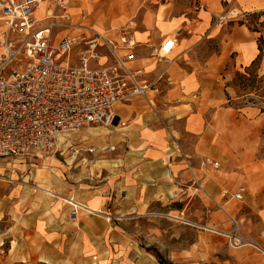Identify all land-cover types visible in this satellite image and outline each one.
Segmentation results:
<instances>
[{"label":"crops","instance_id":"0c3cea01","mask_svg":"<svg viewBox=\"0 0 264 264\" xmlns=\"http://www.w3.org/2000/svg\"><path fill=\"white\" fill-rule=\"evenodd\" d=\"M229 10L244 16L243 19L223 27L216 26V18ZM263 13L264 0H68L69 20L74 19L76 24L85 25L97 33L114 36L117 30L124 28L133 39L150 41L151 48L158 47L169 37L177 44H187L188 51L182 54V51L174 50L169 55L170 61L164 60L168 63L164 70L180 86L178 91L159 83L162 91L158 96L153 93L156 98L150 104L137 101L118 105L117 111L127 114L150 111L149 115L140 118V124L148 128L149 135L142 134L144 127L134 134L135 126L132 127L128 134L129 151L120 154L121 166L105 173L102 182H50L55 193L48 194L60 196L64 193L69 199H77L82 204L87 202L88 207L99 211L110 206V212L120 218L140 215L144 211L142 206L147 208L150 203L170 200L166 194L172 186L167 176L170 182H182L183 163L188 157L182 150L184 135L195 139L193 156L211 155L213 160L224 164L227 182L232 175H235L236 182H245L246 163L263 169L264 160L256 156L255 140L251 145L246 139L252 134L257 137L259 128L264 125V113L251 107L240 111L227 107L223 84L228 80L224 79L228 69L244 72L257 58V39L264 38V30L251 32L239 22L248 15ZM75 31L80 33L79 29L66 28L54 37L74 35ZM204 40L215 41L217 51L203 62L197 58L193 61L194 44ZM138 61L146 68L153 64L149 53ZM156 69L160 68L155 67L149 73L150 76L154 73L150 80L160 71ZM258 74L264 75V53ZM184 81L188 86L182 96ZM175 98L178 102L172 101ZM182 98L186 100L183 103ZM247 111L257 113L245 119ZM205 113H211L209 121L204 119ZM229 121L234 129L227 132ZM163 145L167 151L164 153L167 166L161 160L153 159L151 154L162 153L160 148ZM238 186L235 192L244 188L240 187L241 184ZM99 191L102 194L98 195ZM257 191H264L262 178ZM244 194L243 198L245 196L250 203L260 206L257 214L264 226V194L258 197L246 193V190ZM43 199L44 196L41 201ZM32 200L30 194H20L18 200H14L12 194L0 196V264H61L69 259L68 246L73 230L61 222L60 216L48 214L42 203L38 205ZM33 204H36L34 209H30ZM240 217L242 215L237 218ZM81 224V228H85V222ZM254 228L250 223L241 229L243 244H236L232 238L229 244L216 240L218 246L212 249L214 254L207 261L210 264H264V248L258 243L259 239L253 237Z\"/></svg>","mask_w":264,"mask_h":264},{"label":"rangeland","instance_id":"374dc122","mask_svg":"<svg viewBox=\"0 0 264 264\" xmlns=\"http://www.w3.org/2000/svg\"><path fill=\"white\" fill-rule=\"evenodd\" d=\"M48 7L41 6L34 18H40ZM59 16L61 11L55 10ZM247 24L254 25L261 29L260 25H264V17L251 18L243 20ZM58 27L52 32L53 36L68 28L67 20H57ZM1 26V24H0ZM137 42L135 47L136 57L144 58L148 56L151 45L150 41L136 37ZM194 50L191 52L194 58L199 62L206 60L208 55L217 51V43L212 40H204L194 44ZM177 52L186 53L188 46L185 43H178L175 49ZM125 54V52H121ZM170 56L166 61H170ZM169 58V59H168ZM168 59V60H167ZM142 66V62L134 64ZM168 63L156 62L153 60L151 67H144L145 71L150 73L155 67L162 70ZM224 75V87L226 95L232 99L233 104L240 105L247 99L253 100L255 103L254 109L264 108L259 95L263 88V79L260 75L253 82L254 90L251 95L249 89L242 87V81L236 76V72L231 69L227 70ZM255 70H251L254 73ZM243 73V72H239ZM153 74V75H152ZM146 77L150 79L154 76L152 73ZM226 77V78H225ZM188 82H182V96L187 92ZM176 91L172 92L173 94ZM236 95L244 96L243 99H235ZM158 96V95H155ZM153 93L147 94L146 98L131 99L119 106L130 105L134 102H144L150 104L156 97ZM155 97V98H154ZM186 100L182 98V103ZM195 101H197L195 99ZM118 105L115 107V116L123 125L115 123L113 128L101 127H86L79 131L63 136L65 140L59 145L55 153L46 156H35L32 154L18 156L13 158H0V196L3 194H12L14 200L19 199V195L30 194L36 204H43L45 212L48 214L54 213L60 216L63 224H68L73 230V238L68 246V258L61 264H157L152 251L157 252L163 259L172 262L173 264H210L207 258H210L212 249L217 245L216 240L226 241L229 244V237L219 236L206 227L214 228L218 231H225L232 234L236 233V238L243 244L245 241L240 236L241 229L247 224H254V232L252 235L259 239L258 243L264 248V226L257 214L260 206L254 202H249L247 198H243L238 202L232 198L235 194L238 185H243L247 192L251 195L260 196L264 191H257V184L262 178L264 182V168L259 169L253 163L244 165L246 173L245 182H236L235 175H232L228 182L225 178L224 164H220L217 169H214L208 164H204L206 159L217 162L212 159L211 155L196 154L193 156L195 139L191 136H182V150L187 154V162L182 169V182H170L172 188L166 195L170 198L169 201L161 203H150L140 215L133 217L120 218L117 214L111 213V207L100 209L101 215H94L83 210H78L77 219L74 220L71 213L70 205L63 202L62 198L69 199L64 196H50L48 193H55L50 182H102L105 173L114 170L121 166L122 161L119 159L120 154L124 151H129V132L137 133L140 128H143L142 134L149 135V130L146 126L140 124L142 115H149L150 111L144 113L136 112L127 114L117 111ZM212 110L211 113H214ZM211 113H205L204 119L209 121ZM257 111L248 112L244 115L245 119H250ZM244 114V113H243ZM232 122H228V131L234 129ZM104 131L107 136V142L92 137L90 130ZM249 135V133H247ZM253 137V138H252ZM246 139L247 144H253L254 140L257 145V151L260 144L264 143V125L259 130L257 137ZM93 148L94 153H88L87 149ZM108 148H113V151H108ZM162 153H151L152 158L164 161L165 145L161 148ZM183 155V154H182ZM219 156V154H216ZM182 159L184 160L183 156ZM238 180V179H237ZM242 181V179H240ZM237 184V185H236ZM97 187V186H96ZM227 194L222 197V192ZM45 194V195H44ZM102 192H98V195ZM245 195V194H244ZM44 196V201H41ZM62 197V198H61ZM33 204L30 209H34ZM84 205L88 206L87 202ZM251 206V207H250ZM221 209H224L230 219L226 218ZM242 215V217L237 218ZM85 222V228H81V222ZM226 224L222 226V224ZM70 237V236H69ZM231 241V240H230ZM149 251V252H146ZM215 252V251H214ZM216 253V252H215ZM2 253H0L1 256Z\"/></svg>","mask_w":264,"mask_h":264},{"label":"built area","instance_id":"2783aa9c","mask_svg":"<svg viewBox=\"0 0 264 264\" xmlns=\"http://www.w3.org/2000/svg\"><path fill=\"white\" fill-rule=\"evenodd\" d=\"M42 5L48 7L35 19ZM67 5L68 0H0L4 27L0 31V158L55 153L65 141L63 136L82 128L123 125L115 107L149 93L160 95L159 83L180 89L164 69L150 80L144 67L134 65L138 44L124 28L105 36L78 27V34L54 37L57 20L68 19ZM243 17L229 10L216 18L215 25L223 27ZM66 26L73 27L69 22ZM176 47L174 38H165L150 48L149 58L163 62ZM204 164L219 167L209 159ZM244 193L240 188L232 198L241 202ZM69 205L75 219L80 209ZM231 238L239 242L233 231Z\"/></svg>","mask_w":264,"mask_h":264},{"label":"trees","instance_id":"16d2710c","mask_svg":"<svg viewBox=\"0 0 264 264\" xmlns=\"http://www.w3.org/2000/svg\"><path fill=\"white\" fill-rule=\"evenodd\" d=\"M248 17H251V18H260V17H264V13L263 14H251V15H248L246 17V19ZM240 25H245L247 27V29L251 32H259V30L256 28L257 26V23L254 22V25H250V24H247L246 22L244 21H240L239 22ZM261 26V29L264 30V25H260ZM257 48H258V56L257 58L250 64L249 67L245 68L244 69V72L243 73H239V72H236L235 76L240 80L242 81V87H245L246 89H249V95H251L253 93L254 90V87H253V82L255 81L256 77H258V68H259V65H260V61H261V57H262V54L264 53V38L262 36H260L258 39H257ZM255 70L254 73H251V70ZM262 77L263 79V85H264V76H260ZM244 96H238L236 95L235 99L239 100V99H243ZM260 99H261V102L263 103V106H264V86L261 90V94L259 95ZM226 106L229 107V108H232L234 110H237V111H240L244 108H247V107H251V108H254L255 107V103L253 102V100L251 99H247L246 101H243L240 105H237V104H233L232 102V99H230L227 95H226ZM259 109L260 113H264V108H257ZM257 158L259 160H264V143L263 144H260L259 146V149H258V153H257ZM146 252H149V251H146ZM151 254L154 256L157 264H173L172 262L170 261H167L165 259H163L157 252L155 251H152Z\"/></svg>","mask_w":264,"mask_h":264},{"label":"bare ground","instance_id":"6f19581e","mask_svg":"<svg viewBox=\"0 0 264 264\" xmlns=\"http://www.w3.org/2000/svg\"><path fill=\"white\" fill-rule=\"evenodd\" d=\"M50 14V12H49ZM69 24L70 26H73L72 28L75 30L77 29L78 30V27H86L85 25H81V24H76V21H74V19H70L69 20ZM80 29V28H79ZM4 30V27L3 26H0V31ZM81 31V30H80ZM76 32L78 31H75L74 34H76ZM107 130V129H105ZM90 134L92 137H95L97 138V140H102L103 143H106L107 141V136L105 134L104 131H97V130H90ZM63 202L68 204L71 203V204H74L78 207V209L80 210H83L87 213H90V214H94V215H101V211L97 210V209H93V208H90L88 206H85L84 204H82L80 201H78L77 199H65V198H62ZM221 213L228 219H230L228 213L224 210V209H221ZM206 230H209L213 233H216L218 234L219 236H223V237H229L230 238V233H227L225 231H218L214 228H211V227H206Z\"/></svg>","mask_w":264,"mask_h":264}]
</instances>
